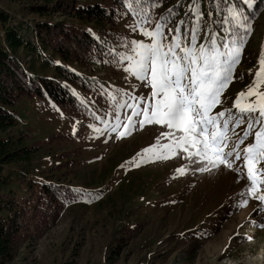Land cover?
Returning <instances> with one entry per match:
<instances>
[{
    "label": "rangeland",
    "instance_id": "obj_1",
    "mask_svg": "<svg viewBox=\"0 0 264 264\" xmlns=\"http://www.w3.org/2000/svg\"><path fill=\"white\" fill-rule=\"evenodd\" d=\"M120 1L121 5L117 0H75L83 7L99 5L114 18L113 23L98 24L62 13H32V6L42 4L41 0H0L7 25L40 50L15 54L31 76L54 77L52 66L59 64L74 70L84 83V88L68 86L79 101L77 110L35 96L22 97L9 108L16 126L3 138L11 139L14 148L27 147L32 153L27 161L2 171L9 182L0 186V194L16 201L10 214L18 228L4 264H264V211L256 199L240 206L246 179L224 167L200 172L202 165L191 164L182 152L167 160H145L137 167L143 150L158 137L161 145L169 142L160 135L169 131L161 125L141 129L137 124L130 134L119 136L131 114V109L119 104L134 103L131 97H149L151 92L124 71L130 62L120 60L132 55L128 41L150 42L131 30L130 25L141 18L125 0ZM157 2L154 9L148 4L143 7L153 23L174 9L169 28L181 20L179 10L187 12L189 7L183 6V0ZM204 2L211 7L203 15L200 42L209 29L225 34L213 22L222 21L229 7L238 6L250 26L236 79L221 97L223 103L214 110L218 112L232 108L237 93L253 79L264 50V0ZM42 21L84 29L100 47L84 66L64 62L37 43L33 28ZM230 26L231 22L223 24V28ZM3 36L0 22V45ZM117 116L121 127L113 132ZM236 131L242 133L243 126ZM250 143L251 138L246 141ZM185 166V174L180 175L177 169ZM42 184L53 194L43 192Z\"/></svg>",
    "mask_w": 264,
    "mask_h": 264
},
{
    "label": "snow or ice",
    "instance_id": "obj_2",
    "mask_svg": "<svg viewBox=\"0 0 264 264\" xmlns=\"http://www.w3.org/2000/svg\"><path fill=\"white\" fill-rule=\"evenodd\" d=\"M125 3L141 18L130 25L131 30L139 31L150 42L128 41L132 55L121 56L120 60L130 62L124 71L148 86L151 92L149 97H131L134 103L119 104L121 108L131 109L128 122L123 125L125 130L119 136L130 134L137 124L141 129L145 125H161L169 130L160 134L169 142L161 145L158 137L154 145L143 150L136 166L145 160H167L181 152L191 164L202 165L197 169L200 172L223 166L248 181L240 193L244 197L240 206H247L249 198L256 199L264 211V50L251 83L237 93L232 108L214 111L223 103L221 97L236 79L235 70L250 31L246 17L238 6L229 7L222 21L213 22L219 23L225 34L218 35L209 29L200 42L204 15L200 0H192L189 5L192 16L186 12V19L173 28L168 24L176 15L174 9H168L167 16L153 23L148 8L143 7L148 4L154 9L159 6L157 0H125ZM229 22L231 26L223 28ZM117 121L113 132L121 127L118 116ZM241 126L243 131L238 133L236 129ZM250 138L252 143L246 144ZM237 161L241 163L237 165ZM186 167L177 172L185 174Z\"/></svg>",
    "mask_w": 264,
    "mask_h": 264
},
{
    "label": "trees",
    "instance_id": "obj_3",
    "mask_svg": "<svg viewBox=\"0 0 264 264\" xmlns=\"http://www.w3.org/2000/svg\"><path fill=\"white\" fill-rule=\"evenodd\" d=\"M119 1L120 5L122 2ZM258 1V0H256ZM42 4L32 6V13L43 16L52 13H62V15L72 16L81 21L97 22L98 24L113 23V16L107 13L105 8L99 5H89L86 7L76 5L75 0H41ZM192 0H183L184 4L190 5ZM258 3L255 7H257ZM209 4L200 0L201 11L208 15ZM214 9V8H212ZM189 15L192 13L188 11ZM180 14L184 15L186 10ZM263 10H260L261 13ZM181 16V20H182ZM0 22L4 28L3 45H0V186H5L9 182L8 176H3L2 171L5 166L27 161L32 153L27 147L14 148V142L9 138H3L8 130L16 126L14 113L9 109L22 97L47 98L60 107L72 106L79 109V101L71 92L69 85L83 87L82 77L69 68L56 64L52 68L54 77L31 76L21 65L15 54L24 50L30 55L37 51V44L25 40L20 32L7 25L8 15L0 11ZM35 39L41 50L50 49L54 55L67 63H78L82 66L86 64L89 56H93L100 44L95 38L89 35L84 29L74 26H65L63 23H49L46 21L37 22L33 28ZM46 65H50L46 60ZM43 192H54L46 184H42ZM61 196V191L59 192ZM11 196V195H10ZM16 201L9 195L0 194V264L11 252L14 238L18 233L16 222L12 219L11 212L15 210Z\"/></svg>",
    "mask_w": 264,
    "mask_h": 264
}]
</instances>
